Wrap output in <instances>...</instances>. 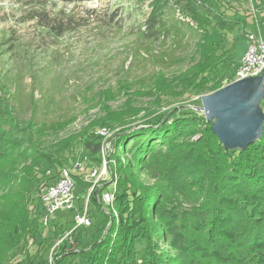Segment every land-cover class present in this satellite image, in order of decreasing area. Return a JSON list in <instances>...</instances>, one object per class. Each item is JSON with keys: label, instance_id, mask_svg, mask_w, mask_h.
I'll use <instances>...</instances> for the list:
<instances>
[{"label": "trees", "instance_id": "obj_1", "mask_svg": "<svg viewBox=\"0 0 264 264\" xmlns=\"http://www.w3.org/2000/svg\"><path fill=\"white\" fill-rule=\"evenodd\" d=\"M10 1L31 4L25 20H35L52 38L75 28L70 15L47 9L50 0ZM58 1L76 4L85 0ZM138 1H149V11L127 13L136 22L133 30L138 37L151 44L168 35H179L183 42L190 34L193 51L189 65L172 75L158 66L146 79L119 80L116 87L96 91L92 101L102 114L69 133L66 131L77 116L45 118L41 108L47 113L58 103L52 92L44 93L41 89L36 95L40 80L32 72L33 91L28 95L23 91L20 73L9 75L13 64H7L15 42L11 35L2 36L0 264H8V251L19 246L28 234L26 231L33 228L30 224L37 218L39 199L41 202L46 188L58 179V169L69 164L76 167V149H85L97 160L102 145L89 138L93 126L105 128L122 119L120 126L143 110L141 106L130 107L129 115L116 120L111 115L113 111H107L106 107L111 98L115 99L118 93L153 97L158 107L163 98L188 99L217 91L233 80L235 69H216L220 55L215 35L219 27L244 34L249 16L246 11L236 10L232 0ZM251 1L264 4V0ZM157 59V64L166 60L163 55ZM57 85L58 79L50 83L51 88ZM143 121L117 131L116 170L128 171L129 175H119L112 191L101 192V197L106 192L112 195L108 207L117 222L110 235L100 236L97 241L102 238L101 242L106 240L115 248L124 241L129 244L132 261L137 253L144 254L143 264H264V124L262 138L256 143L243 151H226L212 133L211 124L195 110ZM51 168L56 173L50 176L47 172ZM76 212L79 211L75 210L74 215ZM49 218L45 226L52 230ZM135 239L140 240L137 246ZM95 246L80 254L88 255V264H96V259L102 258ZM63 263L67 264L64 260L57 264Z\"/></svg>", "mask_w": 264, "mask_h": 264}, {"label": "rangeland", "instance_id": "obj_2", "mask_svg": "<svg viewBox=\"0 0 264 264\" xmlns=\"http://www.w3.org/2000/svg\"><path fill=\"white\" fill-rule=\"evenodd\" d=\"M232 1L236 10L249 14L246 19L248 26L242 35L238 31L218 28L215 38L219 43L217 53L220 55V63L216 68L219 70L236 69L248 44V30L258 28L260 32L264 31V4L251 0L247 3ZM148 3L149 1L138 0H85L76 4H64L58 0H50L46 3L48 10H62L75 21L74 30L61 37L52 38L44 33L35 20H25L30 13V7L32 8L31 4L0 0V40L3 35H11L15 42V49L7 64H13V69L10 67L11 73H7H20L23 91L28 95L33 91L32 72L33 76L40 80V90L36 95L41 89L44 93L52 92L54 100L58 103L47 113L41 108L40 113L47 119L63 114L76 115V121L66 133L78 130L81 125H86L91 117L102 114L92 101L96 91L116 87L119 80L146 79L145 76L154 72L158 66H161L167 75H172L189 65L193 51V38L190 34L187 33L183 42L179 40V35H168L163 41L148 44L133 30L136 22L130 15L149 11ZM128 10H133L132 14L128 15ZM137 17L139 19L140 16ZM147 45L149 50H146ZM160 55L166 60L157 64ZM182 58L185 60L180 61ZM53 79H58V85L51 88ZM131 95L118 93L115 99L111 98L107 102V111H113L111 115L117 120L126 116L130 107L139 109L137 107L141 106L143 110L138 111L134 117L130 116L120 126L118 123L122 119L110 122L105 128L93 126L90 131L89 138L99 141L102 145L97 160L89 156L85 149H76V167L69 164L65 168H59L56 174L59 178L63 169L71 172L75 179V209L78 213L86 212L90 223L77 224L73 219L75 211L59 210L49 218L52 226L50 230V226L43 223L44 213L40 204L37 218L34 224H30L34 225L33 228L26 231L28 234L19 246L8 251V264H39L44 263V260L47 264H57L63 260L67 264H88V255L83 257L80 254L91 251L95 245L97 251H100V256L102 254V258L96 259V264H143L146 260L143 253H137L136 260L132 261L129 244L124 241L121 243L125 245L120 249L122 244L115 248L114 244L106 240H103L106 242L104 244L101 242L106 234L110 235V232L114 231L111 228L117 222L113 211L109 212L108 205L101 201V192L112 191L119 175H129L128 171L125 173L120 168L116 170L117 131L123 127L142 124L143 119H158L170 114L179 116L181 113H189L190 110L196 111V108L201 106L202 95L178 100L163 98L161 106L158 107L153 97L139 98ZM42 98L40 97V100ZM59 106L60 108H57ZM262 109L264 111V103ZM198 113L203 115L202 112ZM50 170L47 172L50 176L56 173L55 169ZM100 236L102 238L97 241ZM94 240L97 244L90 246ZM139 241L135 239L134 245L137 246Z\"/></svg>", "mask_w": 264, "mask_h": 264}, {"label": "water", "instance_id": "obj_3", "mask_svg": "<svg viewBox=\"0 0 264 264\" xmlns=\"http://www.w3.org/2000/svg\"><path fill=\"white\" fill-rule=\"evenodd\" d=\"M264 69L260 75L231 81L200 97L202 112L224 150H245L263 134Z\"/></svg>", "mask_w": 264, "mask_h": 264}, {"label": "built area", "instance_id": "obj_4", "mask_svg": "<svg viewBox=\"0 0 264 264\" xmlns=\"http://www.w3.org/2000/svg\"><path fill=\"white\" fill-rule=\"evenodd\" d=\"M247 47L241 56L238 66L235 67L233 80L260 75L264 69V31L248 30L246 34ZM75 182L69 171L63 169L60 177L50 184L41 195V205L43 209V223L46 225L49 216L59 210L75 211L74 201ZM102 200L107 205L112 202V195L108 192L103 193ZM85 212L74 215L77 224H89Z\"/></svg>", "mask_w": 264, "mask_h": 264}]
</instances>
